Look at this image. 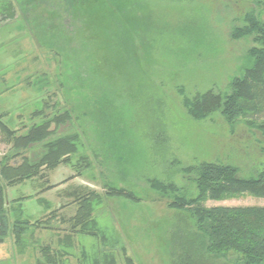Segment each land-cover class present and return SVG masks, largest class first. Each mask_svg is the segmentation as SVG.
Wrapping results in <instances>:
<instances>
[{
  "label": "rangeland",
  "instance_id": "obj_1",
  "mask_svg": "<svg viewBox=\"0 0 264 264\" xmlns=\"http://www.w3.org/2000/svg\"><path fill=\"white\" fill-rule=\"evenodd\" d=\"M255 1L147 0L135 7L131 15L144 24L137 37L131 42L115 38L110 47L103 40L101 64L97 63L103 85L88 88L85 82L80 90L82 97L101 99L100 114L97 106L68 89L72 84L67 86L66 77L61 78L53 56L28 44L20 22L0 18V114L10 112L4 122L23 134L31 108L38 101L46 103L50 94L44 115L51 118L58 103L73 109L76 127L90 148L87 165L85 161L77 164L80 158L73 157L75 168L61 164L43 171L42 177L8 187L7 202L21 200L25 217L41 214L43 201L50 202L57 216L70 218L79 203L91 200L94 217L102 226L110 225L122 240L125 253L116 250L117 264H126L124 258L134 264L175 263L180 253L173 244L177 214L167 208L168 200L147 188L146 180L173 182L195 196L194 187L178 173L180 167L218 161L236 167L239 176L249 177L264 166L259 134L243 125L231 134L218 115L193 120L182 105L183 97L211 88L223 90L246 64L249 41H232L228 33ZM109 90L110 95H104ZM9 149L0 133V161ZM24 154L35 159L33 153ZM112 181L125 195H105L102 187ZM202 205L264 207V199L237 193L205 200ZM81 252L82 247H75L70 264L77 263ZM34 258L30 252L16 256L10 238L0 243V264H35ZM200 259L202 264H233L235 257Z\"/></svg>",
  "mask_w": 264,
  "mask_h": 264
},
{
  "label": "trees",
  "instance_id": "obj_2",
  "mask_svg": "<svg viewBox=\"0 0 264 264\" xmlns=\"http://www.w3.org/2000/svg\"><path fill=\"white\" fill-rule=\"evenodd\" d=\"M146 1L0 0V18L20 22L21 33L28 44L53 56L61 69V78L66 77L67 86L72 84L73 89H68L75 91L85 103L97 106L100 114L104 103H100L101 99L94 94L89 99L83 98L82 85L87 82L90 88L99 83L102 87L98 65L102 60L99 50L103 40L107 41L106 47H110L115 38L131 42L137 37V30L144 24H138L131 11ZM262 14L264 0H256L253 8L229 29L230 40H248L250 43L244 56L246 64L240 72L230 78L223 90L211 88L191 98L183 97L182 105L193 120L203 121L218 115L231 134L243 125L249 132L259 134L264 144ZM104 95H110V90ZM49 97L50 94L46 103ZM44 103L38 101L41 109L38 104L31 108L29 123L23 124L25 132L21 135L4 122L10 118V112L0 114V133L3 141L10 145L9 152L0 161V243L10 238L16 256L30 252L31 257H35V264H70L75 247H82V255L76 264H117L116 250L125 253L122 240L110 225L102 226L94 217L91 200L79 203L70 218L57 216L58 210H52L50 202L43 201L45 208L40 216L36 213L30 217L24 216L21 200L7 202L8 187L42 177L43 171H51L61 164L75 168L73 157L80 158L77 164L88 163L87 150L90 148L76 127L73 109L62 108L58 103L53 116L48 118L44 115L48 105ZM52 125L54 130H51ZM62 127L66 128L59 133ZM37 149L38 154L35 153ZM24 151L33 153L35 159L23 155ZM177 163L175 165L179 166ZM177 171L186 184L194 187L195 196L189 194L186 187L173 182L146 180L147 188L168 200L167 208L177 214L173 244L180 253L173 264H202L201 256L226 259L229 254L235 257L233 264H264V207L206 208L202 205L205 200L237 193L264 199V166L249 177L239 176L236 167L218 161H203L180 167ZM112 182L104 183L105 195H125V190ZM126 197L130 198V195ZM92 200L100 203L98 197ZM42 231L50 232L46 240L39 238ZM37 253L40 258L34 255ZM124 259L126 264H134L130 258Z\"/></svg>",
  "mask_w": 264,
  "mask_h": 264
},
{
  "label": "crops",
  "instance_id": "obj_3",
  "mask_svg": "<svg viewBox=\"0 0 264 264\" xmlns=\"http://www.w3.org/2000/svg\"><path fill=\"white\" fill-rule=\"evenodd\" d=\"M49 233L50 232L47 233V232L42 231V233L39 234V238H41V240H46L47 237L50 235Z\"/></svg>",
  "mask_w": 264,
  "mask_h": 264
}]
</instances>
